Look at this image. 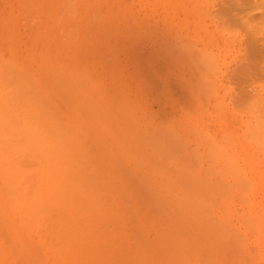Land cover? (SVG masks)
<instances>
[{
    "label": "rangeland",
    "instance_id": "obj_1",
    "mask_svg": "<svg viewBox=\"0 0 264 264\" xmlns=\"http://www.w3.org/2000/svg\"><path fill=\"white\" fill-rule=\"evenodd\" d=\"M0 65H5L7 68L9 66L10 69L9 71L7 70V78L6 76H4V80L3 75H5L4 73L7 72L6 69L5 72H3L4 69L2 70L0 68L2 70L0 71V74L1 72H3V74H1L2 77L0 78V80L3 79L4 81L3 83L2 80L0 81L1 98L4 95H6L3 97L4 99L6 97L8 99L12 97L13 106L14 100L17 99V96L15 95L17 89L14 90V85L17 84L16 88L20 86L19 88L22 92L21 93L18 89V92H20V94L17 92L19 97H24V99H20L21 102L22 100L25 103V100L30 101L28 98H25L26 93L24 94V92H27V90H25L26 86H22L25 89L21 87L22 84L24 85L25 82H27V89L30 91L29 87H32L36 97H34L35 95L32 97V89L31 92L28 91L29 93L27 96L30 97V99L31 97L34 98V100L37 98L35 101H33V103L35 102L34 105L36 106H39L36 103L40 101V97L41 101L38 102V104H40L41 106L43 103V106H39L40 108L38 109L37 107L36 109H34V106H31L33 109L32 112V109L29 108L30 103L28 104L29 106H26V104L24 105V102H22L23 110L21 108L22 105L19 107V109H21L23 113L24 110H26L27 112L24 114L19 112V114L21 113L23 115V117L21 116L22 119L20 117L14 118L18 115V110L17 114L13 115L14 117L12 116V113L5 114V117L6 115L10 114L16 120L12 122V118L11 122L16 123V125L18 126L21 119L23 122L20 121V126L22 123V126L26 128V124L23 125V123L24 121L25 123L30 122V120L32 119L30 118L31 115L34 116V118L35 116L36 118L40 116L39 119H41L42 116H44V119H48V117L49 119H51L54 116L53 119L55 122L51 121L53 119H51L50 122L48 121L47 126L52 125V127H50L48 131L53 128L54 124L56 126L57 123V126H59L58 128L60 129L61 127L60 130H62V132L58 131L59 134L63 135L66 138L65 133H67L68 131L70 133L71 130L70 136L68 135V137H71V134L72 137H76H74L76 139V142L70 141L73 142V144H71L76 145V143H79L76 146L71 145L72 147H70V138L68 140V137L64 139L63 136H61L62 139H60L64 140L66 143V140H68L69 143L67 144L69 145L66 146V144H64L65 142L61 143L60 145L64 144L65 147L69 148L68 154H72L68 155V151L66 150V148L64 152H67H62V154L64 153V155L62 156L60 155L61 151L58 150L56 153L58 157L56 159L58 160L59 157H62L59 158L62 163H66V161L69 163V165L68 163H63V165H67L66 168L68 170V172L67 170H62L63 172H65H62L63 175H67V173L70 175L71 173H69V170L71 169L72 171L73 168L70 166L73 163L75 164V162L77 163L75 165L76 167L73 168L75 174L72 173L71 177L73 178V183L77 185L78 181H75V183L74 177L76 178V176H81H79L75 180H78L80 178L79 181L84 183L85 187L76 189H82V195H84L85 190L83 188H87L86 192L88 193V195H90L87 196L86 193L84 195L85 197L83 196V200L88 201L89 203L92 201L93 204H100L99 198L97 196L99 193H102L104 191V194H101L100 197L103 195V200L106 199V195H108V197L105 202H101L105 204L108 201V203L110 202L111 205H113L115 204V197H117V195L115 196L114 191L115 189H118V193L116 191L115 193L119 194L118 197H120V194H122V200H119L121 204L125 206V202L128 203L126 205L129 206L126 210H129L126 213L128 214L129 212L131 217H129L128 215L126 216L127 218L129 217L128 220L127 218H125V216L123 217L124 219H122L120 217H122L121 214L122 212L124 213V211H120L121 214L118 212V214H120V217H118L119 215L117 216L118 219L120 218V221L118 222H121L119 223L120 226H118L121 228H119L118 226L117 227L119 231L122 230V234L126 241L130 239H128V236H126L127 233L129 235H132L134 231L138 230V232L135 233L138 238L136 237V235H132V237H136L138 240H136L137 243H134L138 245V247L136 246L138 250L136 248L134 249L135 246H130L134 242L133 239L129 240V242H126L124 240L126 244L122 243L125 244L123 246L130 249L129 250L127 248L130 252L126 250L125 253L128 252V255L130 257L125 258L128 255L122 252L125 254H123L125 257H121L120 260L118 259L120 262L118 264H130V262L132 263V261L135 262H133V264H141L142 262V264H166L168 261L167 257L171 255L170 253H168V251H171V243L174 246L178 242L179 244H181V246H184V249L182 250L183 253H178L179 255H181L178 256L175 253H177L179 250L177 249L178 251L175 252L176 249L173 247L172 249L175 250L171 251V258L169 257V259H172L174 257L175 260L181 257L180 259H177V261H175L178 263L183 260L181 263L187 264V262H185L186 260H184L183 258L188 257L191 260V264H209L213 259H215V261L210 264H220L221 261L222 264H264V0H0ZM11 71L12 73H18V75H20L19 77H22L20 78L22 79V81L23 79H26L24 80V83H18L20 82L19 78H15L16 74H11ZM250 78L251 81L249 80ZM16 79L18 81H16ZM5 81H8L9 84L11 83L10 89L12 88V92L15 91L13 95H15L16 98L11 94L10 96H8L11 91L7 90L9 89V86L8 88L5 87V85H9L7 84L8 82L5 84ZM71 84H73V86ZM69 85L72 87H70ZM67 86L68 89L78 88L76 89V91H79V94L81 92V99H79L80 97L78 95V101H72V99L68 97L69 95L68 91H66L67 89L64 90ZM1 88H4L3 91L5 93ZM73 89L72 91L74 92ZM72 91H69L70 94H72ZM31 93L32 95L29 96ZM75 93L76 92H74V94ZM74 97H76L75 99H77L76 94ZM3 98L2 100L4 102ZM20 100L17 99V103H19ZM9 101H6V104L4 102V104L7 105L9 103L8 105H10ZM3 102H0V105L1 103L3 104ZM92 103L93 105L91 106V108L93 107L94 109H97L95 110L96 112L93 110L94 114L93 112H91L92 109L88 107ZM16 106L19 105L15 104L13 107L15 109H18V107L16 108ZM24 106L26 108L28 107L30 111L24 108ZM2 107L3 109L6 108L5 111H7V107H9L11 111L13 110L10 106ZM54 109L56 112L54 111ZM89 109L93 116L96 113L100 120L103 121V125L105 126V128L103 125L102 128H104L105 131H103L104 129L99 131L100 128H98V125H100L99 123L102 121H100L99 118L95 115V119L93 117V121H99V123H97L98 121L96 122V125L88 115ZM39 110L44 111L45 113ZM28 112H31L33 114L29 113L31 115L28 116L26 115L28 114ZM2 117L3 116L0 113V127H3V121H5V119H2ZM87 117L90 118V120ZM47 119H45L44 121L47 122ZM42 121L43 119H41V121L39 122ZM52 122L53 124H51ZM34 123L37 128H40L41 124L35 122V119ZM28 124L31 125V122ZM33 125L34 124L32 123L33 129H35V126ZM22 126L21 131H23ZM94 126H97V131ZM46 128H44L41 133H44ZM58 128L57 130H59ZM1 129L2 128H0V131ZM18 129L16 130L18 131ZM63 129L69 130L65 132ZM36 130H38L37 132L38 134H40V129ZM5 131L8 132L9 135V131H7L6 129ZM19 131L16 133L18 134ZM27 131L29 132V130ZM51 132L54 133V130H51ZM106 132L108 133L106 134ZM21 133H19L20 136ZM52 133H50V135H52ZM3 134L4 133H0V138L2 140L5 136H8H3ZM56 134L54 136H56L57 138L58 135ZM79 134H81V137ZM11 135L12 139L17 138L18 140H21L22 138H24H19L18 136L13 138V133ZM35 135L37 136V134ZM41 135L44 136L43 134ZM48 135H46V137ZM31 136L32 135H28V138L27 136L25 137L27 138L26 142L28 141L30 142L31 146H34L35 144H31V140L33 138ZM38 136L40 137V135ZM8 138L9 136L6 139ZM41 139L42 138H40V140ZM45 140H52V138ZM84 140L85 142L88 141L89 144L88 142L84 144ZM17 141H14V145L15 142L17 143ZM6 142L8 141L6 140ZM9 142L11 141L9 140ZM21 143L22 142H20L19 146H22L21 148H23L24 144L22 143L23 145H21ZM39 144L40 143H38L37 146ZM82 144L83 146L79 147V145ZM43 145L45 146L46 144L43 143ZM43 145L42 148L41 146H38L36 148H41V153L39 154L51 150L50 147L52 146V144L50 147H47L46 151L42 150L43 148L45 149ZM19 146L17 147V149L19 148ZM24 146L27 147L26 143ZM53 146L55 147V145ZM91 146L95 148H92ZM9 147H11V145ZM57 147H59V145ZM73 147H76V149L74 148L75 151L72 149ZM154 147L156 148V150L153 149ZM48 148L50 149L48 150ZM21 150H24L23 153H25L24 148ZM53 150L54 149L52 148V151L50 152H53ZM166 150L170 154L166 153ZM34 151L33 148L32 150H27V152L29 153L26 152L27 154H25V157H27L26 155L30 154L31 152L28 158H33L34 161L31 160V164H29L28 162L26 163H28L30 168H33L30 169L28 167L29 170H33V173L37 174L38 169L41 170L42 168L36 169V167L37 165L38 167L41 166L40 163L43 160L40 161L38 160V158H36V161L40 162H37V164H35V157L39 154H35L36 152ZM90 151L93 153H91ZM155 151L158 152L155 153ZM17 152L19 153V150ZM58 152L60 153L58 154ZM149 152H151L154 156H152L151 153L149 154ZM21 153H19L18 155H20ZM164 153L168 155H165ZM0 154H2L1 151ZM16 154L17 153L14 154V159L12 157L13 155L11 156V154H9L10 156H5L6 160L4 162H9V160H11V157L12 160L16 161ZM88 154H90L89 156L92 159H95L96 162L94 161L93 163L90 157V161H88V158L86 162V156H88ZM148 154L151 155L153 159H151V156H149ZM2 155L3 156L0 155V158L4 157V153ZM50 155L52 156V154ZM20 156L25 160L22 155ZM78 156H81L80 158L82 159H80ZM6 157H10V159H7ZM43 157L45 158L44 155ZM55 157L56 156H54L53 158H47V160L51 162L50 164H52V161H54L53 159ZM76 157H78V159H76ZM121 157H123V159H121ZM62 159L64 161H62ZM75 159L78 161H76ZM81 160L85 161L86 163H83V161ZM152 160L153 162H155L154 165H152ZM20 161L22 162V160L19 159L18 162ZM44 161L46 162V160ZM49 161H47V166L45 165L46 163H42V167H44L45 165L44 168H47L46 170H48L49 168L50 170L47 171V173H45L46 171L43 170L45 171V178L42 174L43 171H38L40 174H42L41 181L43 182L40 183L38 180H34L35 182L40 183L38 187L43 188V190H41L42 193L48 192L44 189V187L47 186V183L50 184L49 187H51V189H54L59 184V187L57 186V189L59 188L58 192L60 190L62 191L63 188L61 189L60 186L63 187L64 184H66L67 187L68 185L72 187V182L69 181L71 180L69 179V175H67V179L64 178L66 182L65 180H62L64 181L63 185H60V178L63 179V175L60 173L61 169L63 168L62 163L60 161H55L57 167L56 165H54V163V166L49 167ZM4 162L2 166L0 165V169H2L3 171H0V175H2L0 177V181L3 179V175H12L10 178H12L13 182L17 185L19 182V186L24 189V192L22 191L23 194L27 195V187L30 190V187L34 186H26V183L30 182L32 175H25L30 173H27V171H29L28 169H25L26 171L24 172L26 173L22 172L23 174L19 171L20 173L18 172V174L20 176L15 173V171H18L20 167H22V165L24 166L23 162L25 161H23L22 163L20 162L21 166L17 170L13 168V166H11L13 169H15V171H13L12 168H9L10 163L9 165L6 164L8 165V168L6 169H10L12 174H10L11 172L6 173V170H4ZM32 162L34 163L33 165H35V168L32 165ZM90 163L91 165H89ZM106 163L108 164V166ZM134 163L136 164V166ZM58 164H61V169ZM149 164H151V166ZM17 165L20 164L17 163ZM95 165L96 167H94ZM24 167L27 168V164ZM83 167L90 169V171H87V169L85 170ZM100 167L101 169H99ZM111 167L114 169L113 173L115 175L112 173ZM50 168L54 169L53 176H56L55 172L60 170V172L58 173H60L62 177L58 176L59 174H57L56 177L60 178L55 177L54 179L56 181L53 179H48L47 182V178L50 177V173L52 175V169ZM93 168L94 172L92 171V173L91 170ZM95 168L99 171V173H102H97L98 171ZM148 168L150 170H148ZM77 169L81 173L79 171L77 172ZM82 170L84 175L82 174ZM108 170L110 171V173ZM90 173L92 175H90ZM111 173L112 175H109ZM102 174H104L103 176L105 177H102ZM21 175H25L24 178H26V176H31L29 178V182L28 180H26L25 182V180H23L24 178H22ZM149 175H151L153 178ZM99 176L103 180L104 178L106 179V181L104 180V185L105 187L106 185H108V187L105 188L102 186L103 183L100 184L101 182H99ZM148 176L151 178V181L150 178L148 179ZM20 177L22 178V182L24 183L20 181ZM33 177L35 178V174L33 175ZM87 177L92 178L94 182L98 181L97 183H95L97 185H93L92 183H90L91 180H88ZM106 177H113V185H115L113 186L114 188L110 189L112 179L109 185L108 183L110 178L108 179ZM141 177L143 179H148V181L146 179L143 182L151 183L152 186L155 187L156 185H154L153 182L157 185L160 182H162L163 184L160 183L161 186L159 184V186H157L158 189H155V187H152L150 185H146L148 187L145 188V183L142 182L143 185L138 183V181L141 183ZM5 178L7 179V177ZM10 178L8 177V179ZM189 178L190 181L188 180ZM180 179L183 180L182 185L180 184L182 183ZM4 180L5 179H3V181ZM67 180L69 181V183H71H67ZM193 180L195 184L193 183ZM7 182H9L8 186H10V183L12 181L10 179ZM81 182H78V184H80L79 186L83 185ZM43 184H45V186L42 187ZM5 185L7 187L6 183ZM36 185L37 183L35 184V187ZM138 185L141 189L138 188ZM162 185H170V188L175 193V195L174 193H172L169 186L167 188L168 190H165V188L163 189L164 186ZM12 186L14 185H11L8 188L4 187V190L2 189V186H0V204L2 207H0V215H2L1 217H3V219H7L8 222L13 221L14 223H10L11 229L7 232H4L3 229H5L6 227L9 228V224H7L5 219L3 220L0 218V236L2 234L1 237H5V239L7 240H4L5 244L8 242V244H10L15 239V241L17 243L19 242L20 245H22L23 241L24 243L26 242V246H30L29 249L33 248V250L35 248L36 254H38L36 255V258L38 256V259H36L35 257V259H31L37 260V263L39 260L43 262V260L45 259V251L43 250V248L36 250L37 245L39 247H42V244L39 240L41 236H38L41 233L37 231V234H39L37 235L35 233L37 235L36 237V235L34 234V231L36 229L34 231L32 229V231L29 230L28 232H24V234H15L16 231L13 230V226H15L16 228L18 226H16V224L20 223L23 220L24 212L19 211H21V208L23 210L24 206L20 205V203L11 204V209L10 203L8 202H24L27 197H22L24 198L22 200V192H19L21 193V196H19V193L17 194L13 190ZM192 186L194 188H192ZM35 187H33V190L35 189ZM70 187L68 189H70ZM91 187H95L94 191L90 190ZM97 187L99 191L96 189ZM142 187L144 188L142 189ZM149 187H151V189L153 188L154 191L153 189L151 191ZM242 187L245 190H243ZM16 188L14 189L17 190ZM39 188H36L35 190L37 191H34L36 193L39 192ZM159 188L165 191L163 192V190L161 191ZM95 189L99 193L96 192L97 196L93 197L94 194L92 192L95 193ZM104 189H107L106 191L108 192H105ZM113 189L114 191H112ZM145 189L148 190L146 191ZM175 189L178 190L175 191ZM110 190L111 194L109 192ZM194 190H196V193L192 192ZM11 191L16 193H13L15 196L18 195L20 197L19 200L15 196L14 201L13 198L12 200L9 199V194L10 198L12 195ZM77 191L78 190H76V193L79 194V191ZM141 191L142 194L138 193ZM148 191L150 192V194ZM198 191H200L202 194ZM205 191H207V193ZM152 193L154 195H152ZM176 193L179 196H176ZM113 194L115 196H113L115 199H113L112 197ZM5 195L8 197V199L5 197ZM28 195H30V193ZM82 195L80 192V202H83V200H81ZM158 195L159 198H157ZM205 195L206 197L204 198ZM183 196H186L184 200L188 202L187 204H189V201L191 202V204L189 205H192L190 206L193 209L192 215L190 214L192 212V209L189 207V205L185 206L187 204L186 202L184 204V200L181 201L183 202V204L179 202L183 199ZM87 197H90L91 201L90 198ZM200 197H202L203 200ZM50 198L52 197L47 196V199ZM165 198H167L168 200H165ZM174 198H177V200ZM188 198L193 199H191V201L188 200ZM101 199L102 197L100 198V200ZM108 199L111 200L109 201ZM151 199H153L154 201ZM158 199H160L161 202L160 200L158 201ZM123 200L124 202H122ZM193 200L195 201V203H193ZM25 201H27V199ZM119 201H116V207H113L112 212H115V214L117 212L116 210L118 209L117 202ZM170 201H173L174 204H177V201L180 203V205L182 204L180 209V205L178 203V205H175V208H173V211L171 208V205H173V203H171ZM212 201H214L215 204L211 203ZM150 202H152L153 206ZM163 202H166L167 205H165ZM168 204L171 205L168 206ZM204 205L207 207L205 208ZM16 207L19 209L17 210ZM184 207H188L189 210H185ZM157 208L159 209V211ZM197 208L198 211L201 210V212H204V214H202L200 211L198 212ZM155 209L157 211H155ZM169 209H171V212L168 211ZM206 210L208 213L206 212ZM161 212L164 213L162 214ZM166 212L169 213L167 214ZM194 212L196 214L195 217L193 215ZM181 213L184 215H181ZM186 213L187 216L185 215ZM198 213L200 215L202 214L201 216L203 217L201 218ZM166 214L169 218L164 216ZM207 215H211L209 216L208 221L206 218ZM162 216H164L165 218H163ZM130 218L131 220L133 218V224L134 221H136V225H133V227H136L131 233L126 232L127 229L130 230L129 227L126 230H123L124 228H126V224L129 225L130 222L132 224V221L129 222ZM156 218L159 219L156 220ZM161 218H163L164 220ZM190 218L192 219V221ZM196 218L200 219L198 220ZM14 219H16V221ZM201 219L203 224L206 222L205 224L207 226L205 224H202ZM218 219L222 222H220L221 225ZM168 220L171 223H169ZM189 221L194 226L191 225ZM123 222L129 223L123 224ZM181 223H183L186 228H184L183 224L181 225ZM188 225L190 226V228ZM212 225H214V227L220 228L217 229V231L216 228H214ZM192 226L194 227V231ZM110 227L112 226H109V228ZM131 227L132 226H130V228ZM195 227L196 229H200L196 230ZM202 228L203 231H201L200 234L199 231L202 230ZM210 228H213L212 230H215L216 232L212 231ZM115 230L117 229L115 228ZM204 230L205 233H208V231L210 232L211 230V234L208 233V236L205 235ZM14 231L15 233H13ZM123 231L126 232V234H124ZM176 231L178 233H176ZM195 231L199 233L196 232L195 235H192L193 233H195ZM30 232L34 235H32ZM140 233L142 234L140 235ZM221 233L222 235L225 233V237L220 235ZM113 234L114 237H118L117 235L121 236V231L119 232V234L115 232ZM185 234H188L190 236L192 235L190 238H192L193 241L196 240V243L199 236L203 238L202 242L205 239H210V243L215 241L214 244H216L217 242L215 249H213L215 251L212 250L213 252L211 251L209 254V263L206 262V259L208 258V255H206L207 250H205L206 252L200 251L201 246H199V244L197 246L196 243H194L192 240L188 241V238H186ZM202 234L203 236L205 235L206 238L203 237ZM196 235L197 237H195ZM164 236L165 238H163ZM221 236L224 238H222ZM1 237L0 239H2ZM142 237H144L143 242L146 241V243H143L141 241ZM31 238L33 239L31 240ZM202 238H200V240ZM211 238H215V240L212 239L213 241H211ZM216 239H219V241L221 242L219 243V241H217ZM167 241L170 244H168ZM206 241L207 240H205V242ZM209 241H207L208 244L206 243L208 247L205 244L204 246L210 248L211 250V247H209ZM16 242L13 243V246L15 247ZM121 242H123V240ZM25 244L23 246L19 245L16 247V249H14L15 252L18 251V261L14 258V256H11L14 253L12 251L15 247H3L7 251L12 248L10 252L12 253L11 255H9V252L7 253L6 251L4 253V251L2 250L3 248L1 247L2 249H0V264H33V261L31 263L28 261L31 256H35L29 253H32L33 250H27V252L30 254V257L27 258L26 253H24L23 250V248H26ZM190 244H193L194 247L192 245L190 246ZM214 244L212 245L213 247ZM223 244L225 247L223 246ZM168 245H170V250H168ZM187 245L189 248L199 247L198 250L200 252V257H203L201 261L198 256L199 260L201 261L200 263L198 258L195 259L193 257V254H195V256L197 257V253L194 252V249H192L193 251L187 249ZM230 245L232 247H230ZM121 246L122 245L119 246L120 251H122L121 249L123 248ZM177 246L175 245L176 248ZM132 251L136 252L137 256L135 255L136 253H132ZM161 251L163 253L165 252L166 255L168 254V256L166 257L165 253L163 254ZM160 252L163 254L162 256ZM2 253L5 254H3V257L1 256ZM23 253L25 254L24 256ZM122 253L120 256H123ZM8 255L13 257V259L17 262H12L11 257H9ZM109 256L105 255L104 259L110 258ZM213 256L215 258L212 259L211 257ZM15 257L17 258V255H15ZM24 257L27 259L25 260ZM115 257L116 256L114 255L113 258ZM101 258L100 260L98 259L99 262H97L96 264H102L103 259L101 260ZM125 259L126 263H124ZM127 259H130V262H128ZM115 261L113 260V262ZM173 261L169 260L167 264H174ZM109 262V264L113 263L112 261ZM116 263L117 262H115L114 264ZM34 264H36V262ZM38 264H41V262ZM46 264H50V262ZM104 264H106V262Z\"/></svg>",
    "mask_w": 264,
    "mask_h": 264
},
{
    "label": "bare ground",
    "instance_id": "obj_2",
    "mask_svg": "<svg viewBox=\"0 0 264 264\" xmlns=\"http://www.w3.org/2000/svg\"><path fill=\"white\" fill-rule=\"evenodd\" d=\"M236 10V9H235ZM260 40V39H259ZM256 58H257V56H256ZM260 62V61H259ZM2 63V62H1ZM4 67V68H3ZM0 68L3 70L4 69V71L3 72H5V69H6V72H7V70L9 71L10 69H9V66H8V68L5 66V65H0ZM0 69V71H2ZM12 70V69H11ZM3 72H1V74H3ZM14 72V71H13ZM15 74H16V77L15 78H19V80H20V82H18V83H24V80H26V79H23V81H22V79H20V78H22V77H19L20 75H18V73H16V72H14ZM14 73H12V71H11V74H14ZM1 74H0V78L2 77L1 76ZM5 75H3V79H4V76H6V78H7V74H8V72L7 73H4ZM20 74V73H19ZM66 74V73H65ZM9 75H10V73H9ZM18 75V76H17ZM64 75V74H63ZM256 75V74H255ZM262 75V74H261ZM260 75V76H261ZM22 76V75H21ZM257 76V75H256ZM9 77V76H8ZM239 77V76H238ZM241 77V76H240ZM3 79H1L2 80V83L4 82L3 81ZM0 80V81H1ZM5 80V79H4ZM7 80V79H6ZM242 80V79H241ZM250 81H251V78L249 79ZM16 81H18L17 79H16ZM246 81V80H245ZM247 81H248V79H247ZM246 81V82H247ZM8 81H5V84L7 83ZM71 82V81H70ZM69 82V83H70ZM26 83L27 82H25V84L23 85H21V87L22 86H26L25 88H23V89H25V90H27V92H24V94L26 93V97L25 98H28L31 102H32V105H31V102L30 101H28V100H25L26 101V103L22 100V102H24V105L26 104V106L30 103V106H29V108H31L32 109V107L34 106V109H36V107H37V109L38 108H40V107H42L43 106V103H42V105L40 106V104H38V102H40L41 101V97H40V101H38L36 104L37 105H39V106H36V105H34L35 104V102L33 103V101H35L34 100V98H32L35 94V92L33 91V89H32V87H29L30 88V91L27 89V85H26ZM72 83V82H71ZM75 83V82H74ZM7 84H9V82L7 83ZM0 85H1V82H0ZM2 85H4V84H2ZM14 85V84H13ZM12 85V86H13ZM18 85H20V84H18ZM72 86H73V84H71ZM8 86H9V89H7L8 91H11L9 94H8V96H10V94L13 96V97H15V95L17 96V99H24V97L23 96H21V98L19 97V95H18V93L20 94V92H21V90H20V86H18L17 88H16V86H17V84L16 85H14L15 86V89L14 90H16L17 92H18V89L20 90V92H16L15 93V91H13L12 92V88L10 89V87H11V83L9 84V85H5V87L6 88H8ZM70 86V85H69ZM72 86H70V87H72ZM75 86H78V85H75ZM3 87V86H2ZM21 88V89H22ZM61 88V87H60ZM80 88V87H79ZM2 89V88H1ZM4 89V88H3ZM3 89H2V91H3ZM31 89H32V93H33V95H32V93L29 95V96H31L32 95V97H31V99H30V97H28L27 95H28V93L29 92H31ZM46 89V88H45ZM67 89V90H66ZM73 89V88H72ZM72 89L70 88V89H68V86L64 89V90H66V91H68V97H70L71 99H72V101L73 100H77L78 101V98L80 97V95H82L81 94V92H80V94L78 93L79 91H76V89H78V88H76V89H73L74 90V92H76L75 94L77 95V99H75L76 97H74L75 96V94H74V92L72 91ZM47 90V89H46ZM29 91V92H28ZM69 91H72L71 93L72 94H70V92ZM4 92V91H3ZM7 92V91H6ZM5 93V92H4ZM15 93V95H13ZM22 93V92H21ZM64 93H65V91H64ZM7 94V93H6ZM61 94V93H60ZM23 95V94H22ZM41 95H42V93H41ZM71 95H72V97H71ZM78 95H79V97H78ZM4 96H6V95H4ZM3 96V97H4ZM25 96V95H24ZM2 97V98H3ZM19 97V98H18ZM23 97V98H22ZM34 97H36V95L34 96ZM39 97V96H38ZM68 97H66V98H68ZM73 97H74V99H73ZM1 98V97H0ZM2 98L0 99V102H3V100H2ZM16 98V97H15ZM14 98V99H15ZM63 98V97H62ZM4 99V98H3ZM7 99V100H6ZM17 99L16 100H14V105L16 104H18L19 106H16V108L18 107V109H15L13 106H12V102H13V100H12V97H10L9 99L6 97L5 99H4V102H5V104L9 101L10 102V105H5L4 104V102H3V104L1 103V105H0V107H2V106H10V107H12V111H11V109L9 108V107H7L8 109H9V112H8V109H7V111H5V109L6 108H4L3 109V107L2 108H0V109H2L3 110V112H2V110H0V113L2 114V119H5V121H3V123H4V125H6V126H4L3 125V127H0V128H2L1 129V131H0V133H4L3 134V136H5V135H8V132H6L5 131V129L7 130V131H9V138L8 139H6L8 136H5L4 138H3V140L0 138V145H1V147H0V151L2 152V154L4 153V157H1L0 158V162H2V163H0V165L2 166L3 165V162L6 160L5 159V156H8L9 154H11V156L13 157V159H14V154L15 153H17L16 154V156H15V159H16V161L15 160H12V157H11V160H9V162L7 161V162H4V170H6V173L7 172H11L10 171V169L12 168L11 166H13V168H15L16 170L17 169H19V167L21 166V163L23 162V161H25V162H23L24 163V166H26V164H27V168H25L23 165H22V167H20V169L18 170V171H15V169H13L12 168V170L13 171H15V173H17L18 174V172L20 171L21 173L23 172V173H26V172H24V171H26L25 169H28L29 170V168H30V166L28 165V163L29 164H31V160L32 161H34L33 160V158H31V156H30V158L31 159H29L28 157H29V155L31 154V152H30V154H28V155H26L27 157H25V154H27V153H29V152H27V150L29 151V150H32V148H33V151L34 150H36V151H34V152H36L35 154H39V153H41V148H42V145H43V143H45L46 145L44 146L45 147V149L43 148L42 150L43 151H46L47 150V147H50L51 146V144H52V146L50 147L51 148V150L50 151H52V148L54 149L53 150V152H50V151H46V152H42V154H39V155H36V157H35V164H37V162L38 161H36L37 159L36 158H38V160H40V161H42L40 164H41V166H39L38 167V165H37V167H36V169H38V168H42L41 170L40 169H38V171L40 170V171H43V170H45V171H43V177L45 178V174H44V172L45 173H47V171H50L49 170V168H48V170H46L47 168H44L45 167V165L47 166V161H49V160H47V158H49V157H54V156H56L53 160L54 161H52V164H50L51 162L49 161V163H48V166L49 167H52V166H54V165H56V167H57V164L55 163V161L56 162H59L60 160H59V158H62V157H59L58 158V160L56 159L58 156H57V151L59 150V151H61V153L60 152H58V154L60 153V155H64V153H66L67 151V154L69 153V148L68 147H65L64 146V144H66V146H68L69 144H67V143H69L70 141H73V142H76V137L74 138V137H72V134H71V137L74 139H72L71 137H68V135L70 136V133H71V130H70V133H69V129H63L65 132H67V133H65L64 131V133L66 134V138L69 140V138H70V140H69V142H68V140H66L67 141V143L64 141V140H61L62 139V137L61 136H63V135H61V134H59V132H62V130H60L61 129V127H60V129L58 128L59 126H57V123H56V126H55V124H54V126H53V128H51L50 129V131H48L49 130V128L50 127H52V125L51 126H47V124H48V121L50 122V120L51 119H53L54 118V116H53V118H51V119H49V117H48V119L47 118H45V119H47V122H45L44 120V116H42L41 117V119H43V121L42 122H39V121H41V119H39L40 118V116H38L37 118H36V116H35V118H34V116H32L31 114H33V113H31V112H28V114H26V115H31L30 116V118H32L31 120L33 121H31L30 120V122H31V125L30 124H28V123H30V122H26L25 123V121H24V123H23V125H25L26 124V126L28 127H24V126H22V123H21V126L23 127V131H21L22 130V128H21V126H20V121H22L21 119H22V117H23V115L21 114V113H23L22 112V110H23V104H22V102H21V100H20V104L19 103H17ZM79 99H81V97L79 98ZM69 100V99H68ZM86 100V99H85ZM7 101V102H6ZM27 101H28V103H27ZM66 101V100H65ZM87 101V100H86ZM16 102V103H15ZM83 102H85V101H83ZM47 103V102H46ZM22 105V106H21ZM93 105V103L90 105V106H88L90 109H92V111L91 112H93V110L95 111V110H97V109H94L93 107L91 108V106ZM21 106V108H22V110L21 109H19V107ZM32 106V107H31ZM49 106V105H48ZM51 106V105H50ZM95 106V105H94ZM24 108H26L25 106H24ZM28 107L26 108L27 110H29L30 111V109H29ZM14 109H15V111H14ZM51 109V108H50ZM90 109L88 110V115L90 116V118H91V120L93 121V117H94V119H95V115H96V113H95V115L93 116V114H94V112H93V114L90 112ZM17 110H18V115L16 116V117H14L13 115L14 114H17ZM41 110H42V108H41ZM41 110H39V111H41ZM48 110V109H47ZM36 111H38V110H36ZM44 111H45V109H44ZM44 111H41V112H43V113H45ZM50 111V110H49ZM54 111H55V109H54ZM19 112H21L20 114H19ZM32 112H33V109H32ZM40 112V113H41ZM51 112V111H50ZM56 112V111H55ZM96 112V111H95ZM7 113H12V116L14 117V118H18V117H20L19 119H20V121H19V126L18 125H16V123H12V122H14V118L10 115V114H8V115H6V117H5V114H7ZM24 113H27L26 112V110H24ZM23 113V114H24ZM29 113H31V114H29ZM86 113V112H85ZM101 113H103V112H101ZM48 114V113H47ZM52 114V113H51ZM58 114V113H57ZM92 116H91V115ZM39 115H41V114H39ZM45 115V114H44ZM22 116V117H21ZM49 116H50V114H49ZM97 117H98V115H96ZM7 117H9V118H7ZM46 117V116H45ZM12 118H13V121H12ZM88 118V117H87ZM90 118H88L89 120H90ZM99 118V117H98ZM34 119H35V122H38V123H40L41 125H40V128H37L36 126H35V123H34ZM24 120V119H23ZM37 120H39V121H37ZM99 120H100V118H99ZM12 121V122H11ZM16 121V120H15ZM51 121H54V119L53 120H51ZM84 121V120H83ZM98 120H96V121H93L95 124H96V122H97ZM100 121H102V120H100ZM8 122H10V123H8ZM23 122V121H22ZM55 122V121H54ZM56 122H57V120H56ZM32 123L34 124L33 126H35L34 128L35 129H33V127H32ZM86 123V122H85ZM97 123H99V121L97 122ZM102 123V124H101ZM109 123V122H108ZM18 124V123H17ZM45 124V125H44ZM51 124H53V122L51 123ZM63 124V123H62ZM89 124V123H88ZM93 124V123H92ZM100 125H98L99 127L98 128H100L99 129V131L100 130H102V129H104L105 128V126L103 125V121L102 122H100L99 123ZM106 124V123H105ZM15 125V126H14ZM49 125H50V123H49ZM64 125V124H63ZM97 125V124H96ZM102 125L104 126V128H102ZM107 125V124H106ZM14 126V127H13ZM17 126H18V128H17ZM45 126V127H44ZM91 126V125H90ZM109 126H110V124H109ZM11 127V128H10ZM47 127V128H46ZM59 129V130H57V128ZM95 128H96V131L98 130V128H97V126H94ZM112 127V126H111ZM8 128V129H7ZM13 128V129H12ZM44 128H46L45 129V132L44 133H46V134H44V133H41V131H43L44 130ZM94 128V129H95ZM3 129H4V131H3ZM10 129H11V131H10ZM16 129H18V131L20 130L21 132H26V133H24V135L25 134H27V135H23V133H21L20 131H19V133H21V136H20V134L18 133H16V132H18ZM30 129H32V130H30ZM36 129H40L39 130V133L40 134H38V130H36ZM55 129H56V131H57V134H56V131H55ZM91 129H93V128H91ZM109 129H110V127H109ZM108 129V130H109ZM27 130H29V132L27 131ZM51 130H54V133H52L51 132ZM14 131H15V133H14ZM59 131V132H58ZM98 131V132H99ZM103 131H105V129L103 130ZM107 131V130H106ZM11 132V133H10ZM35 132V133H34ZM6 133V134H5ZM13 133V138L14 137H24V138H22L21 140H18L17 138H14V139H16V140H14V139H12V134ZM50 133H52V135H50ZM74 133V132H73ZM80 133V132H79ZM101 133H102V131H101ZM105 133V132H104ZM108 132H106V134H107ZM17 134V135H16ZM35 134H37V136L35 135ZM41 134H43L44 136H42ZM49 134V135H48ZM58 135V137L56 138V136H54V135ZM63 134V133H62ZM99 134V133H98ZM28 135L30 136V135H32L31 137H33V138H35V137H37V138H35V139H33L32 138V142H31V144H35L34 146L32 145H30V142H26V140H27V138H28ZM38 135H40V137L38 136ZM46 135H48L47 137H46ZM77 135V134H76ZM80 135V137H81V134H79ZM27 136V138H25ZM42 136V137H41ZM11 137V138H10ZM45 137V138H44ZM53 137H54V139H53ZM40 138H44L43 140L41 139L40 140ZM52 138V140H45V139H51ZM61 138V139H60ZM63 138L64 139H66L64 136H63ZM25 139V140H24ZM60 139V140H59ZM72 139V140H71ZM89 139V138H88ZM6 140L8 141V142H6ZM9 140L11 141V142H9ZM17 141V143L15 142V145H14V141ZM25 141V143H26V145H27V147H25L24 145H25V143H24V141ZM38 140V141H37ZM35 141V142H34ZM38 143H40L38 146H41V148H38V149H36L38 146H37V142ZM40 141H42V142H40ZM46 141V142H45ZM48 141H49V143H48ZM59 141H61V142H59ZM63 141V142H62ZM18 142H19V144H18ZM20 142H22L21 143V145H23V148L25 149V153H23L24 152V150H21V149H23V148H21L22 146H19L20 145ZM65 142V143H64ZM73 142H70V147H72V146H74V145H72L73 144ZM79 142V141H78ZM86 142H88V141H86ZM85 142V140H84V144L86 143ZM7 143H8V145H7ZM48 143V144H47ZM59 145V147H57L58 145ZM61 143H64V144H62V145H60ZM72 143V144H71ZM83 143V142H82ZM6 144V145H5ZM77 144H79V143H76V145ZM88 144H89V142H88ZM88 144H86V145H88ZM11 145V147H9ZM13 145V146H12ZM16 145H18L19 146V148L17 149V147L18 146H16ZM29 145H30V148H29ZM53 145H55V147L53 146ZM72 145V146H71ZM75 145V146H76ZM6 146V147H5ZM61 146H62V148H61ZM80 146H83V144L82 145H79V147ZM93 146V145H92ZM91 146V147H92ZM9 147V148H8ZM63 147H65V148H63ZM150 147V146H149ZM156 147V146H155ZM153 148V149H155L156 150V148ZM16 148V149H15ZM28 148V149H27ZM50 148H48V150L50 149ZM56 148H57V150H56ZM60 148V149H59ZM67 148V149H66ZM74 148L76 149V147H73L72 149L74 150ZM82 148V147H81ZM92 148H95V147H92ZM152 148V147H151ZM150 148V149H151ZM10 151H9V150ZM40 149V150H39ZM62 149V150H61ZM67 150V151H65L64 152V150ZM124 149H125V147H124ZM4 150V151H3ZM15 150V151H14ZM19 150V153H21L20 155H22L24 158H25V160L20 156V155H18L19 153L17 152ZM38 150H39V152H38ZM71 150V149H70ZM72 150V151H73ZM78 150H79V148H78ZM81 150V149H80ZM116 150V149H115ZM118 150V149H117ZM130 150H132V149H130ZM9 151V152H8ZM21 151V152H20ZM75 151V150H74ZM77 151V150H76ZM167 151V150H166ZM6 152H8V153H6ZM27 152V153H26ZM62 152H64L63 154H62ZM91 152V151H90ZM89 152V153H90ZM158 151H155V153H157ZM49 153V154H48ZM74 153V152H73ZM91 153H93V152H91ZM90 153V154H91ZM104 153V152H103ZM141 153V152H140ZM151 152H149V154H150ZM154 153V154H155ZM166 153H168V154H170L168 151L166 152ZM2 154H0L1 156H3ZM47 154V155H46ZM50 154H52V156L50 155ZM70 154H72V153H70ZM70 154H68V155H70ZM75 154H77V153H75ZM74 154V155H75ZM90 154H88V156H86L87 157V159H86V162H87V160H88V158L90 157L89 155ZM138 154V153H137ZM148 154V155H149ZM161 154H163V153H161ZM165 154V153H164ZM168 154H165V155H168ZM18 155V156H17ZM43 155L45 156V158L43 157ZM50 155V156H49ZM67 155V156H68ZM99 155V154H98ZM102 155V154H101ZM145 155H147V154H145ZM144 155V156H145ZM151 155L152 156H154L152 153H151ZM151 155H149V156H151ZM157 155V154H156ZM175 155H177V154H175ZM10 156V155H9ZM151 156V159H153V157ZM171 156V155H170ZM174 156V155H173ZM16 157H18V158H16ZM41 157V158H40ZM79 157V156H78ZM78 157H76V159H78ZM81 157V156H80ZM79 157V158H80ZM84 157H85V155H84ZM83 157V158H84ZM105 157V156H104ZM159 157H160V155H159ZM159 157H157V158H159ZM167 157V156H166ZM7 159H10V157L8 158V157H6ZM28 158V159H27ZM40 158V159H39ZM69 158H70V156H69ZM91 158V157H90ZM90 158H89V160L88 161H90ZM109 158V157H108ZM156 158V157H155ZM154 158V159H155ZM162 158V157H161ZM22 160V162L20 163V162H18V160ZM51 159V158H50ZM56 159V160H55ZM72 159V158H71ZM74 159V158H73ZM75 159V160H76ZM80 159H82V158H80ZM92 159V158H91ZM103 159V158H102ZM107 159V158H106ZM121 159H123V157H121ZM3 160V161H2ZM27 160H29V161H27ZM44 160H46V162L44 161ZM69 160V159H68ZM105 160V159H104ZM119 160H120V158H119ZM118 160V161H119ZM148 160H149V158H148ZM156 160V159H155ZM39 161V162H40ZM62 161H64L63 159H62ZM74 161V160H73ZM73 161H72V163H73ZM76 161H78V160H76ZM81 161H83V160H81ZM92 161H93V163H94V161H95V159H92ZM106 161V160H105ZM104 161V162H105ZM157 161V160H156ZM168 161V160H167ZM26 162H28V163H26ZM38 162V163H39ZM61 162V161H60ZM85 161H83V163H84ZM85 162V163H86ZM96 162V161H95ZM108 162V161H107ZM120 162V161H119ZM141 162V161H140ZM9 163H10V165H9ZM17 163L18 164H20V165H17ZM42 163H46L45 165H44V167H42ZM53 163H54V165H53ZM62 163V162H61ZM64 164H66V163H68L67 161H66V163L65 162H63ZM63 163H62V165H63ZM80 163V162H79ZM92 163V164H93ZM113 163V162H112ZM112 163H110V164H112ZM123 163V162H122ZM154 163L155 162H153V160H152V165H154ZM6 164H8L9 165V168L10 169H6V168H8V165H6ZM34 163L32 162V165H33ZM70 164H71V161H70ZM77 163L75 162V164L73 163L70 167H73V168H75ZM88 164V163H87ZM86 164V165H87ZM107 164V163H106ZM114 164V163H113ZM135 164V163H134ZM31 165V166H32ZM68 165H69V163H68ZM74 165V166H73ZM86 165H83V166H86ZM89 165H91V163L89 164ZM98 165V164H97ZM103 165H105V164H103ZM146 165H148V164H146ZM150 166H151V164H149ZM0 166V167H1ZM18 166V167H17ZM34 166V168H35V165H33ZM58 166H60V169H61V164H58ZM82 166V165H81ZM107 166H108V164H107ZM107 166H105V167H107ZM135 166H136V164H135ZM29 167V168H28ZM67 167V165L65 166V165H63V168H66ZM69 167V166H68ZM69 167V168H70ZM78 167V166H77ZM93 167V166H92ZM94 167H96V165L94 166ZM118 167V166H117ZM131 167V166H130ZM141 167V166H140ZM44 168V169H43ZM61 169V172H60V170L59 171H57V172H55L56 174V176H57V174H59L58 176H61L62 177V175H63V173H65V172H63V171H66L67 170V168L66 169ZM68 168V169H69ZM72 168V171H71V169L69 170V173H71L70 175L67 173L68 172V170H67V175H69V179H71V180H69V181H71L70 183L72 184V187H73V189H72V187H70V185H68V187L66 186V184H64L63 185V182L64 181H62V180H65V179H67L68 177H67V175H63V179L62 178H60V177H56V176H53V168H50V169H52L51 170V172H52V175H51V173H50V177H48L47 178V182H48V179H53V180H55L54 178L56 177V178H60V181H61V183H60V185H63V187H61L60 186V188L62 189V191L60 190L59 192H58V189H57V186L59 187V184L54 188V189H51V187H49L50 186V184H46L47 186H45V184H43L42 185V187L43 186H45L44 187V189L46 190V191H48V192H46V193H42V191L41 190H43V188H39L38 186L40 185V183L41 182H43V181H41L42 180V177H41V175L42 174H40L38 171H37V174L36 173H33L34 171L32 170V171H27V173L28 172H32L31 174L29 173V174H25V175H32V177L31 176H26V178H24V176L25 175H21V177L22 178H24L23 180H25V182H26V180H28V182H29V178L31 177V180H30V182L29 183H26V186H28L29 185V187L30 186H33V187H35V184L37 183V185H36V187H35V189L37 188H39V192H35V191H37V190H33V187H30V190L28 189V187H27V189L26 190H28V191H26V192H28L27 193V195L25 194H23V192H24V189L23 188H21V186H19L20 184H19V182H18V185L16 184V183H14L13 182V179L12 178H10L12 175H3L4 177H2L3 179H5L4 181H3V179L0 181L1 183L0 184H2V185H0V186H2V189L4 188V187H6V185H5V183L7 184V187L6 188H8V187H10L11 185H14L15 186V184H16V186L14 187V186H12L13 187V190L18 194L19 192H22V196H21V193H19V196H21V199L23 200L24 198H25V196L27 197L26 199H27V201H25L24 200V202H22V201H20V202H18L17 200V202H14V203H11V201L10 202H8V203H10V207H11V204H18V203H20V205H22V206H24V208H23V210H22V208H21V211H19V212H24V217H23V220L20 222V223H18V224H16V228H15V226H13V230H15L16 231V233H15V231L13 232V233H15V234H17V233H22V234H24V232H28L29 230L30 231H32V229H33V231H34V234L36 233L37 234V231L39 232V233H41V234H37L39 237L41 236V238L39 239L40 240V242H41V246L42 247H39L38 245L36 246V250L37 249H42L43 248V250L45 251L44 253H45V259H44V257H43V262L42 261H38V263H40L41 262V264H46V263H48V262H50V264H96L97 262H99L98 261V259L100 260V258L102 257V256H104V257H102L101 258V260L103 259V262L105 263L106 262V264H109L110 262L109 261H112L113 262V260L115 261V262H117L116 264H118V263H120L119 262V260H120V258L121 257H125L124 255L125 254H129L128 252L127 253H125L126 252V250H128L129 248L128 247H124L123 245H125L126 243H125V238H124V236H123V234H122V230H120L121 231V236L120 235H117L118 237H114V232L115 233H118L119 234V230H118V227L120 226L119 225V223H121V222H118V221H120V218H122V219H124L123 217L125 216V218H127L126 216H128L129 215V217H131V215H130V213L128 212V214L126 213L128 210H126L127 209V207L129 206V205H126V204H128L127 202H125L126 204H125V206L124 205H122L121 204V200H122V194H120V197H121V199H120V197H118L119 196V194H116L115 193V191L118 193V189H115V191H114V189L112 190V191H114V194H115V196L117 195V197H115L114 196V194L112 195V197H113V199H115L116 201H119L120 202V205H119V202H117V206H118V209L116 210L117 212H116V214H115V212H112L113 211V207L115 206V204H116V201L114 200V202H115V204H113V205H111V203L109 204L108 203V201L105 203V204H103L101 201H106V199H107V197H108V195H104L105 196V200H103V195L101 196L102 197V199L100 200V195L101 194H104L103 192L102 193H99V192H97L96 191V189L99 191V189H98V187L95 189V193L94 192H92L94 195H93V197L94 196H97V194H96V192L97 193H99L98 194V198H99V202H100V204H93L92 203V201H91V198L90 197H87V198H90V203L88 202V201H85V200H83V196L87 193L86 192V189L87 188H83L84 190H85V194L84 195H82V192H83V190L82 189H76V188H82V187H85L84 186V183H82L81 181H79V179L78 180H75L76 178H78L77 176H76V178L74 177V182L75 181H78L79 183L81 182L83 185H81V186H79L80 184H78V182H77V185H75L74 183H73V178L71 177L72 176V173H74V169ZM84 168V167H83ZM109 168V167H108ZM112 168V167H111ZM115 168V167H114ZM124 168H125V166H124ZM170 168V167H169ZM23 171H22V170ZM30 169H33L32 167L30 168ZM36 169H34V170H36ZM82 169V168H81ZM80 169V170H81ZM85 170L87 169V168H84ZM96 169V168H95ZM99 169H101V167L99 168ZM155 169V168H154ZM174 169V168H173ZM175 169H176V167H175ZM7 170H9V171H7ZM58 170V169H57ZM63 170V171H62ZM90 171V169H87V171ZM94 170V168L91 170V172ZM97 170V169H96ZM105 170H106V168H105ZM116 170V169H115ZM127 170V169H126ZM148 170H150L149 168H148ZM169 170V169H168ZM0 171H2V169H0ZM71 171V172H70ZM77 172L79 171L78 169L76 170ZM98 171V170H97ZM101 171V170H100ZM109 171V170H108ZM112 173H113V171H114V169L112 168ZM172 171V170H171ZM3 172V171H2ZM19 172V173H20ZM36 172V171H35ZM58 172H60V173H58ZM63 172V173H62ZM80 172V171H79ZM94 172V171H93ZM92 172V173H93ZM144 172V171H143ZM149 172V171H148ZM22 173V174H23ZM49 173V172H48ZM81 173V172H80ZM84 173H86V172H84ZM89 173V172H88ZM97 173H99V171L97 172ZM102 173V172H101ZM101 173H99V174H101ZM109 173H110V171H109ZM112 173L111 174H109V175H112ZM1 174V173H0ZM10 174H12V172L10 173ZM35 174V178H36V176H37V178L35 179L34 177H33V175ZM75 174V173H74ZM82 174H83V170H82ZM114 174V173H113ZM144 174V173H143ZM143 174H141V175H143ZM160 174V173H159ZM19 175V174H18ZM47 175V174H46ZM84 175V174H83ZM90 175H92L91 173H90ZM94 175V174H93ZM104 174H102V177H105V176H103ZM115 175V174H114ZM120 175H122V174H120ZM124 175H125V173H124ZM128 175V174H127ZM2 175H0V177H1ZM20 176V175H19ZM39 176H40V179H39ZM53 178H52V177ZM89 176V175H88ZM146 176V175H145ZM150 177H152L151 175H149ZM148 176V179L150 178ZM155 176V175H154ZM5 177H7V179L5 178ZM8 177L11 179V183H10V186H8V184H9V182H7L8 180H10V179H8ZM20 177V181L22 182L23 180H22V178ZM27 177H28V179H27ZM67 177V178H66ZM81 177V176H80ZM114 177V176H113ZM112 177V178H113ZM65 178V179H64ZM90 178V177H89ZM88 177H87V179L88 180H91L90 181V183H92L93 185L95 184V183H97L96 181L94 182L93 180H92V178H90L89 179ZM94 178V177H93ZM99 178H100V176H99ZM106 178H110V177H106ZM112 178H110L109 179V185H110V182H111V179ZM142 178V177H141ZM153 178V177H152ZM155 178V177H154ZM1 179V178H0ZM102 178H100V181L99 182H101L100 184H102V186L103 187H105V185H104V180L106 181V179L104 178V180L102 179ZM107 179V180H108ZM137 179V178H136ZM147 178H145V179H143L142 178V181H141V183L138 181V183L139 184H142V182L143 181H145ZM148 179H147V181H148ZM186 179V178H185ZM193 179V178H192ZM34 180H38L40 183H38V182H35ZM46 180V179H45ZM82 180V179H81ZM85 180V179H84ZM95 180V179H94ZM113 180L114 179H112V182H111V185H110V189H112V188H114L113 186H115V185H113L114 184V182H113ZM140 180V179H139ZM162 180V179H161ZM160 180V181H161ZM166 180V179H165ZM189 181H190V178L188 179ZM3 181V182H2ZM56 181V180H55ZM68 181V180H67ZM69 181L67 182V183H69ZM86 181V180H85ZM93 181V182H92ZM127 181H128V179H127ZM130 181V180H129ZM150 181H151V178H150ZM149 181V182H150ZM180 181L182 182L183 180H181L180 179ZM186 181V180H185ZM188 181V182H189ZM192 181V180H191ZM202 181V180H201ZM5 182V183H4ZM32 182H35V183H32ZM65 182H66V180H65ZM88 182V181H87ZM134 182V181H133ZM164 182V181H163ZM4 183V184H3ZM14 183V184H13ZM22 183H24V182H22ZM57 183V182H56ZM69 183V184H70ZM76 183V182H75ZM126 183V182H125ZM129 183V182H128ZM143 183H145V182H143ZM147 183V182H146ZM145 183V188L146 187H148L149 185L150 186H152V184L151 183H147L146 184ZM161 184H163L162 182H160ZM159 183V184H160ZM193 183L195 184V182H194V180H193ZM204 183V182H203ZM32 184V185H31ZM74 184V185H73ZM130 184H131V182H130ZM129 184V185H130ZM153 184L154 185H156V187L155 186H152V187H155V189L157 188V186H159V184L157 185V184H155L154 182H153ZM161 184H160V186H161ZM181 185L183 184V182L182 183H180ZM190 184V183H189ZM201 184H202V182H201ZM200 184V185H201ZM5 185V186H4ZM86 185V184H85ZM90 185V184H89ZM95 185H97V184H95ZM143 185V184H142ZM146 185H148V186H146ZM185 185H188V184H185ZM235 185V184H234ZM52 186V185H51ZM76 186V187H75ZM99 186V185H98ZM101 186V185H100ZM118 186V185H117ZM132 186V185H131ZM134 186V185H133ZM139 186V185H138ZM162 186H164L163 187V189L165 188V190L168 188V186H169V188H170V185H168V186H165V185H162ZM205 186V185H204ZM209 186V185H208ZM207 186V187H208ZM11 187V188H12ZM17 187V188H16ZM70 187V189H68ZM87 187V186H86ZM106 187H108V185H106ZM105 187V188H106ZM144 187H142V189L144 188ZM172 187V186H171ZM183 187V186H182ZM191 187V186H190ZM202 187V186H201ZM14 188H16L17 190H18V192H17V190H15ZM23 189V190H20V189ZM32 188V189H31ZM93 187H91V191H94V188L92 189ZM100 188V187H99ZM117 188V187H116ZM138 188H140V186L138 187ZM192 188H194L193 186H192ZM232 188V187H231ZM243 188V187H242ZM122 189H124V188H122ZM121 189V190H122ZM141 189V188H140ZM149 189L152 191V189H151V187H149ZM158 189V188H157ZM160 189V188H159ZM162 189V190H163ZM174 189V188H173ZM203 189H204V187H203ZM238 189V188H237ZM4 190V189H3ZM10 190V189H9ZM12 190V191H13ZM20 190V191H19ZM76 190H78L79 191V194H77L76 193ZM80 190H82V191H80ZM105 190V189H104ZM107 190V189H106ZM105 190V192H108V191H106ZM126 190H127V188H126ZM146 190V189H145ZM148 190V189H147ZM146 190V191H147ZM161 190V189H160ZM161 190V191H162ZM165 190H163V192L165 191ZM168 190V189H167ZM170 190H171V188H170ZM178 189H175V191H177ZM207 190H208V188H207ZM226 190V189H225ZM232 190H234V189H232ZM243 190H245L244 188H243ZM11 191V192H12ZM32 191H33V193H32ZM77 191V192H78ZM140 191V190H139ZM143 191V190H142ZM142 191L141 192H138V193H141L142 194ZM153 191H154V189H153ZM159 191V190H158ZM172 191V190H171ZM196 190H194V191H192V192H195ZM238 191V190H237ZM241 191H242V189H241ZM6 192H7V190H6ZM10 192V191H9ZM15 192H12V195H13V197H12V195H11V198H10V194L9 193H7V194H9V199H11L12 200V198H13V201H14V194L13 193H15ZM25 192V193H26ZM80 192H81V195H82V198H81V200H83V202H80ZM110 192V194H111V190L109 191ZM149 192V191H148ZM168 192V191H167ZM167 192H166V195H167ZM198 192H200V191H198ZM206 193H207V191H205ZM205 192H203V193H205ZM224 192V191H223ZM232 192V191H231ZM244 192V191H243ZM15 193V194H16ZM30 193V195H28ZM137 193V194H138ZM154 193V192H153ZM152 193V195H154ZM162 193V192H161ZM172 193H174L173 191H172ZM196 193V192H195ZM201 193V192H200ZM76 194H77V196H76ZM96 194V195H95ZM109 194V195H110ZM149 194H150V192H149ZM159 194V193H158ZM181 194H183V193H181ZM193 194V193H192ZM202 194V193H201ZM230 194V193H229ZM78 195H79V197H78ZM144 195V194H143ZM147 195V194H146ZM174 195H175V193H174ZM178 194L176 193V196H177ZM204 195V194H203ZM209 195V194H208ZM228 195V194H227ZM18 195H16L15 197H17L18 198V200H19V197ZM47 196H51L52 198H50V199H47ZM87 196H90V195H88V193H87ZM149 196V195H148ZM156 196V195H155ZM163 196H165V195H163ZM169 196H171V195H169ZM175 196V197H176ZM179 196V195H178ZM180 196H182V195H180ZM199 196H201V195H199ZM5 197L8 199V197L5 195ZM4 197V198H5ZM22 197H24V198H22ZM85 197V196H84ZM110 197V196H109ZM174 197V196H173ZM185 197L186 196H183V199H182V197H181V199L182 200H180L179 202L180 203H182L183 204V202H184V204H185V202H186V200H184L185 199ZM189 197V196H188ZM206 197V195L204 196V198ZM210 197V196H209ZM237 197V196H236ZM3 198V197H2ZM5 198V199H6ZM16 198V199H17ZM30 198V199H29ZM76 198H78V199H76ZM97 198V199H98ZM119 198V199H118ZM154 198V197H153ZM157 198H159V195H158V197ZM178 198V197H177ZM177 198H174V199H176L177 200ZM198 198V197H197ZM201 199H202V197H200ZM217 198V197H216ZM216 198H215V200H216ZM225 198V197H224ZM227 198H229V197H227ZM95 199H96V197H95ZM118 199V200H117ZM163 199H164V197H163ZM162 199V200H163ZM167 198H165V200H166ZM170 199V198H169ZM173 199V198H172ZM191 199H193V198H188V200H191ZM79 200V201H78ZM109 201L111 200V199H108ZM138 200V199H137ZM144 200V199H143ZM151 200H153V199H151ZM160 199H158V201H159ZM168 200V199H167ZM184 200V201H183ZM187 200V201H188ZM203 200V199H202ZM228 200V199H227ZM9 201V200H8ZM78 201V202H77ZM86 203H85V202ZM154 201V200H153ZM181 201H183V202H181ZM192 201V200H191ZM231 201H232V199H231ZM77 202V203H76ZM122 202H124V200L122 201ZM147 202V201H146ZM156 202V201H155ZM160 202H161V200H160ZM171 203H173V201H170ZM175 202V201H174ZM178 201H177V204H174L173 203V205H171V208H172V210H173V208H175V205H178V203H179ZM200 202V201H199ZM102 203V204H101ZM151 203V205L153 206V204H152V202H150ZM164 203V202H163ZM180 203H179V205H180ZM188 202H186V204H187ZM193 203H195V201L193 200ZM208 203H209V201H208ZM211 203H214V201H212ZM229 203V202H228ZM124 204V203H123ZM156 204V203H155ZM165 205H167V203L165 202L164 203ZM181 204V205H182ZM189 204H191V202L189 201ZM189 204H187V205H185V206H188ZM215 204V203H214ZM122 205V206H121ZM169 204H168V206H170ZM181 205L179 206V209H180V207H181ZM196 205H197V203H196ZM8 206H9V204H8ZM124 206V207H123ZM158 206V205H157ZM184 206V205H183ZM190 206H192V205H189V207ZM200 206V205H199ZM203 206V205H202ZM205 206V205H204ZM209 206V205H208ZM221 206V205H220ZM0 207H1V204H0ZM116 207V206H115ZM123 209H122V208ZM159 207V206H158ZM176 207H178V206H176ZM195 207V206H194ZM197 207V206H196ZM207 206H205V208H206ZM234 207V206H233ZM2 208V207H1ZM121 208V209H120ZM134 208V207H133ZM145 208V207H144ZM165 208H167V207H165ZM185 208V210H189L188 209V207L186 208V207H184ZM191 209H192V207H190ZM11 209H12V207H11ZM16 209L18 210L19 208H17L16 207ZM112 209V210H111ZM120 209V210H119ZM153 209V208H152ZM158 209V208H157ZM183 209V208H182ZM181 209V210H182ZM199 209H201V208H199ZM208 209V208H207ZM215 209H216V207H215ZM16 210V211H17ZM126 210V211H125ZM143 210V209H142ZM171 209H169L168 211L169 212H171L170 211ZM176 210V209H175ZM180 210V211H181ZM203 210V209H202ZM221 210H222V208H221ZM120 211H124V213L122 212V214H121V212ZM133 211H134V209H133ZM155 211H157L156 209H155ZM158 211H159V209H158ZM174 211V210H173ZM197 211H198V208H197ZM200 212H201V210H199ZM198 211V212H199ZM205 211V210H204ZM214 211V210H213ZM118 212L121 214V216L122 217H120V214H118ZM131 212V211H130ZM168 212V213H169ZM175 212H177V211H175ZM182 212V211H181ZM185 212V211H184ZM191 212V211H190ZM195 212H196V210H195ZM195 212H194V217L196 216V214H195ZM206 212H207V210H206ZM210 212V211H209ZM16 213V212H15ZM14 213V214H15ZM127 215H126V214ZM162 213V212H161ZM164 213V212H163ZM162 213V214H163ZM167 213V212H166ZM167 213V214H168ZM174 213V212H173ZM188 213H189V211H188ZM192 213H193V209H192V212L190 213L191 215H192ZM202 213V212H201ZM208 213V212H207ZM214 213V212H213ZM134 214V213H133ZM155 214H157V213H155ZM167 214L166 215H164V216H166V217H168L167 216ZM179 214V213H178ZM177 214V215H178ZM202 214H204V212L202 213ZM201 214V215H202ZM119 215V216H118ZM150 215V214H149ZM171 215V214H170ZM181 215H184V214H182L181 213ZM186 216H187V213L185 214ZM198 215L199 216H201L199 213H198ZM206 215V214H205ZM2 215H0V218L1 219H3V217H1ZM16 216H18V215H16ZM115 216H116V218H117V216L118 217H120L118 220L115 218ZM134 216V215H133ZM132 216V217H133ZM164 216H162L163 218H165ZM173 216V215H172ZM190 216V215H189ZM209 216H211V215H209ZM209 216L207 215V221L209 220ZM213 216H214V214H213ZM212 216V217H213ZM217 216V215H216ZM215 216V217H216ZM234 216V215H233ZM128 217V218H129ZM135 217V216H134ZM157 217V216H156ZM198 217V216H197ZM203 216H201V218H202ZM227 217V216H226ZM230 217V216H229ZM128 218H127V220H128ZM160 218V217H159ZM159 218H156V220L157 219H159ZM163 218H161V219H163ZM169 218V217H168ZM5 219V218H4ZM3 219V220H4ZM177 219V218H176ZM191 219V218H190ZM196 219H198V218H196ZM200 219V218H199ZM198 219V220H199ZM212 219V218H211ZM15 221H16V219H14ZM19 220V219H18ZM132 220H133V218H132ZM131 220V218L129 219V222L130 221H132ZM164 220V219H163ZM171 220V219H170ZM213 220H214V218H213ZM219 220V219H218ZM222 220H224V219H222ZM225 220H226V218H225ZM5 221L7 222V224H9V228L8 227H6L5 229H3V231L4 232H7L8 230H10L11 228H10V223L11 224H14L13 223V221L12 222H8L7 221V219H5ZM20 221V220H19ZM125 221H126V219H125ZM161 221V220H160ZM169 221V220H168ZM178 221V220H177ZM180 221V220H179ZM191 221H192V219H191ZM194 221H196V220H194ZM235 221V220H234ZM1 222V221H0ZM129 222H126V223H129ZM162 222V221H161ZM176 222V221H175ZM190 222V221H189ZM198 222H200V221H198ZM201 222H202V219H201ZM205 222V221H204ZM217 222V221H216ZM221 221L219 220V223H220ZM16 223V222H15ZM126 223H124L123 222V224H126ZM143 223V222H142ZM160 223V222H159ZM165 223V222H164ZM169 223H171L170 221H169ZM174 223V222H173ZM172 223V224H173ZM194 223V222H193ZM206 223V222H205ZM204 223V224H205ZM215 223V222H214ZM218 223V224H219ZM222 223V222H221ZM221 223H220V225H221ZM227 223V222H226ZM233 223V222H232ZM6 224V225H7ZM131 224V222L129 223V225L128 224H126L127 226H126V228H124L123 230H126L128 227H129V229L130 230H126V232H132L133 230H134V228L136 227H133V225L135 224L136 225V221H134V224H133V221H132V224ZM168 224V223H167ZM177 224V223H176ZM183 223H181V225H182ZM188 224V223H187ZM190 224H191V222H190ZM202 224H203V222H202ZM203 224V225H204ZM212 224V223H211ZM211 224H209V225H211ZM217 224V223H216ZM119 225V226H118ZM158 225V224H157ZM160 225V224H159ZM186 225V224H185ZM191 225H193V224H191ZM202 225V226H203ZM206 225V224H205ZM8 226V225H7ZM12 226V225H11ZM109 226H112V227H110L109 228ZM118 226V227H117ZM130 226H132L131 228H130ZM146 226H148V225H146ZM169 226V225H168ZM183 226H184V224H183ZM183 226H181V227H183ZM189 226V225H188ZM194 226V225H193ZM192 226V228H193V231H194V227ZM197 226V225H196ZM207 226V225H206ZM213 227H214V225H212ZM218 226V225H217ZM234 226V225H233ZM2 227H5V226H2ZM199 227H201V226H199ZM226 227V226H225ZM225 227H224V229H225ZM235 227V226H234ZM15 228V229H14ZM115 228L117 229V230H115ZM119 228H121V227H119ZM133 228V229H132ZM138 228V227H137ZM136 228V229H137ZM184 228H186L185 226H184ZM183 228V229H184ZM189 228H190V226H189ZM188 228V229H189ZM207 228V227H206ZM206 228H205V230H206ZM214 228H216V230L217 229H219L220 227H214ZM222 228V227H221ZM227 228H229V227H227ZM226 228V229H227ZM231 228V227H230ZM132 229V230H131ZM135 229V230H136ZM147 229V228H146ZM178 229H180V228H178ZM195 229H196V227H195ZM200 229V228H199ZM198 228L196 229V230H199ZM211 230L213 229V228H210ZM191 230V229H190ZM189 230V231H190ZM205 230H204V233H205ZM211 230H210V232H211ZM117 231V232H116ZM152 231V230H151ZM174 231V230H173ZM188 231V230H187ZM192 231V230H191ZM201 231H203V228H202V230H200L199 232H200V234H201ZM208 231V230H207ZM212 231H214V232H216L215 230H212ZM218 231V230H217ZM228 231V230H227ZM124 232V231H123ZM126 232H124V234H126ZM136 232H138V230L137 231H134L133 233H132V235L134 234V236L136 235L135 233ZM163 232V231H162ZM166 232H168V231H166ZM196 232L197 231H195V233H193L192 235H195L196 234ZM199 232H197V233H199ZM209 231H208V233H210ZM219 232H220V230H219ZM226 232V231H225ZM31 233V232H30ZM29 233V234H30ZM145 233V232H144ZM161 233V232H160ZM176 233H178L177 231H176ZM182 233V232H181ZM192 233V232H191ZM190 233V234H191ZM203 233V232H202ZM203 233V234H204ZM208 233L206 232L205 233V235H207L208 236ZM213 233V232H212ZM32 235H34L33 233H31ZM35 234V235H36ZM142 233H140V235H141ZM163 234H164V232H163ZM203 234H202V236H203ZM211 234V233H210ZM209 234V235H210ZM218 234V233H217ZM216 234V235H217ZM228 234H229V232H228ZM10 235V234H9ZM37 235H36V237H37ZM131 235V234H130ZM128 233H127V235L126 236H128V239L129 240H131V239H133V243L131 244V241H130V246H135L134 247V249L136 248L137 250H138V245L137 244H134V243H137V235H136V239L134 238V237H132V235L130 236ZM165 235V234H164ZM187 235L188 234H185V236H186V238H188V241L189 240H192L193 241V239L192 238H190L191 236L190 235H188V237H187ZM205 235L203 236V237H205ZM220 235H222V233L220 234ZM1 236H2V234H1ZM0 236V237H1ZM120 236V237H119ZM143 236V235H142ZM163 236V235H162ZM222 236H224L225 237V233L222 235ZM221 236V237H222ZM228 236V235H227ZM13 237V236H12ZM25 237V236H24ZM124 239H123V238ZM132 237V238H131ZM195 237H197V235L195 236ZM210 237V236H209ZM209 237H207V238H209ZM213 237V236H212ZM215 237V236H214ZM220 237V236H219ZM224 237H222V238H224ZM232 237V236H231ZM2 239H0V242H1V240H2V242L0 243V249H2L4 246H8V247H10V246H12V248L13 247H15V246H13V243H15L16 241V239L12 242V243H10V244H8V243H6L5 244V242H4V240H6L5 239V237H1ZM4 238V239H3ZM14 238V237H13ZM121 240H120V239ZM143 238L144 237H142V242H143ZM146 238V237H145ZM148 238V237H147ZM163 238H165V236L163 237ZM163 238H162V240H163ZM190 238V239H189ZM200 238H202L201 236H199V238L197 239V243H196V240L195 241H193L194 243H196V245L198 246V244H199V246H201V250L200 251H204V252H206L205 250H207V254L206 255H208L206 258V262L207 263H209V261L210 260H208L209 258H210V256H209V254H210V252L213 250V249H215V246L217 245V242H216V244H214L215 243V241H213V240H215V238L213 239V238H211V241H213L212 243H210V239L208 240V239H205V240H207V241H209V247H211V250H210V248H207L208 247V242L206 241L205 242V240L202 242V240H203V238L200 240ZM206 238V237H205ZM218 238V237H217ZM222 238H221V240H222ZM233 238H234V236H233ZM33 238H31V240H32ZM116 239V240H115ZM140 239V238H139ZM161 239V238H160ZM170 239V238H169ZM213 239V240H212ZM220 239V238H219ZM219 239H216L217 241H219ZM226 239H228V238H226ZM36 240V239H35ZM123 240V242H121ZM125 240V241H124ZM129 240L128 241H126V242H129ZM137 240V241H136ZM149 240V239H148ZM147 240V241H148ZM171 240V239H170ZM184 240V239H183ZM201 241V242H199V241ZM7 241V240H6ZM172 241V240H171ZM185 241V240H184ZM4 242V243H3ZM20 242H21V240H20ZM29 242V241H28ZM117 242H119V243H117ZM173 242V241H172ZM177 242V241H176ZM205 242V243H204ZM221 241H219V243H220ZM233 242V241H232ZM4 245H3V244ZM24 241L22 242V245H20L19 244V242L17 243L16 242V247L17 246H23L24 244ZM31 243V242H30ZM122 243H125V244H122ZM143 243H146V241L145 242H143ZM148 243V242H147ZM167 243H168V241H167ZM191 243V242H190ZM207 243V244H206ZM1 244H2V246H1ZM19 244V245H18ZM32 244V243H31ZM129 244V243H128ZM168 244H170V243H168ZM177 244H178V246H177ZM177 244H175L176 246H177V248L175 247V245L173 246V244L171 243V251H173V250H175V252H177L178 250V252L177 253H175V254H177L178 256H181V255H179L181 252H182V250L184 249L183 247L184 246H181V244H179V242L177 243ZM204 244L207 246H204ZM214 244V247L212 246ZM27 244H25V249L23 248V250H24V253H26V257L28 258V257H30L29 255L30 254H32V255H35V256H31L30 257V259L28 260L30 263L32 262L33 264L36 262V264H38L37 263V260H33V259H31V258H36V255H38V254H36V251H35V248H34V250H33V248H30V249H32L33 251H32V253L31 252H27V250H29V251H31L30 249H29V247L28 246H26ZM40 245V244H39ZM120 245H122L121 247H123L121 250L122 251H120L119 250V246ZM141 245H142V243H141ZM144 245V244H143ZM158 245H159V243H158ZM189 245V244H188ZM188 245H187V247H188ZM193 246V244H190V246ZM211 245V246H210ZM234 245V244H233ZM137 246V247H136ZM145 246V245H144ZM162 246H164V245H162ZM169 246L170 245H168L167 247L169 248ZM221 246V245H220ZM220 246H219V248H220ZM223 246H224V244H223ZM2 247V248H1ZM16 247L15 248H13V251L12 252H14L13 254H15V255H17V258L15 257V255H13L12 253H10L11 252V250H12V248H10V250H5L4 248L2 249L3 251H4V253H5V251L9 254V255H11V256H14V258L17 260L18 259V251H16L15 252V250L14 249H16ZM157 247V246H156ZM159 247V246H158ZM175 248V249H172V248ZM194 247V246H193ZM196 247V246H195ZM206 247V248H205ZM222 247V246H221ZM225 247V246H224ZM230 247H232L231 245H230ZM28 248V249H27ZM128 248V249H127ZM167 248V249H168ZM180 248V249H179ZM199 248V247H198ZM198 248L196 247V248H187V249H190L191 251H193L192 249H194V252H196L197 253V257L195 256V254H193L194 256V258L196 259V258H198V256H199V258H200V260L202 261V258L203 257H200V252H199V250H198ZM124 249V250H123ZM162 249V248H161ZM178 249V250H177ZM217 249V248H216ZM22 250V251H23ZM130 250V249H129ZM128 250V251H129ZM133 250V249H132ZM140 250V249H139ZM166 250V249H165ZM168 250H170V248L168 249ZM209 250V251H208ZM218 250V249H217ZM158 251V250H157ZM163 251H164V249H163ZM171 251L169 252L168 251V253H170L171 255H172V253H171ZM213 251H215V250H213ZM212 251V252H213ZM122 252H124V253H122ZM130 252V251H129ZM139 252V251H138ZM162 252V251H161ZM160 252V253H161ZM4 253H2L1 254V256L3 257L5 254ZM17 253V254H16ZM23 253V256L25 255ZM35 253V254H34ZM121 253H122V255L123 256H120L121 255ZM132 253H136V252H133L132 251ZM159 253V252H158ZM163 253V252H162ZM161 253V256L165 253H163L162 254ZM179 253V254H178ZM183 253V252H182ZM193 253V252H192ZM4 254V255H3ZM118 254V255H117ZM212 254V253H211ZM8 255V256H9ZM28 255V256H27ZM105 255L107 256H109L110 258H106V259H104L105 258ZM114 255L116 256V257H118V258H113L114 257ZM130 255H132V254H130ZM136 256H137V253L135 254ZM134 255V256H135ZM160 255V254H159ZM165 255H166V253H165ZM171 255L169 256L170 258H171ZM173 255H174V253H173ZM186 255V254H185ZM11 256H9V257H11ZM120 256V257H119ZM160 256V257H161ZM168 256V254L166 255V257ZM177 256V257H178ZM184 256V255H183ZM212 256V255H211ZM128 257H130L129 255L127 256V257H125V258H128ZM166 257H162V258H166ZM169 257H167V260L169 261H173V259H174V264L176 263V264H182L181 262L183 261H181L180 263H178V262H175V261H177V259H180V258H177L176 260H175V258L173 257L172 259H169ZM187 257V256H186ZM25 258V257H24ZM27 258H25V260L27 259ZM34 258V259H35ZM122 258V259H123ZM143 258V257H142ZM199 258H198V260H199ZM205 258V257H204ZM212 259L213 258H215L214 256L213 257H211ZM217 258V257H216ZM11 259H12V262L13 261H16V260H14L13 259V257H11ZM10 259V260H11ZM36 259H38V256H37V258ZM111 259V260H110ZM113 259V260H112ZM119 259V260H118ZM138 259V258H137ZM161 259V258H160ZM184 260H186L185 262H187V264H191V260L187 257V258H183ZM187 259H188V261H187ZM132 260H133V258H132ZM131 260V261H132ZM143 260V259H142ZM145 260V259H144ZM190 260V261H189ZM199 260V263L201 262ZM208 260V261H207ZM217 260V259H216ZM223 260V259H222ZM18 261V260H17ZM16 261V262H17ZM35 261V262H34ZM45 261V262H44ZM109 263H108V262ZM127 261L128 262H130V259H127ZM137 261V260H136ZM162 261V260H161ZM168 261H167V263H168ZM213 261H215V259H213L212 261H210V263H213ZM16 262H14V263H16ZM102 262V264H104ZM115 262H113V263H111V264H114ZM133 262L134 261H132V263L130 262V264H133ZM139 262V261H138ZM184 262V263H185ZM219 262H220V260H219ZM19 263V262H18ZM25 263H26V261H25ZM124 263H126V259H125V262ZM135 263V262H134ZM141 263V262H140ZM143 263V262H142ZM141 263V264H142ZM145 263V262H144ZM166 263V264H167ZM172 263V262H171ZM209 263V264H210ZM216 263V262H215ZM228 263V262H227ZM27 264V263H26ZM123 264V263H122ZM128 264V263H127ZM138 264V263H137ZM163 264V263H162ZM193 264V263H192ZM220 264H222V261H221V263ZM225 264V263H224Z\"/></svg>",
    "mask_w": 264,
    "mask_h": 264
}]
</instances>
